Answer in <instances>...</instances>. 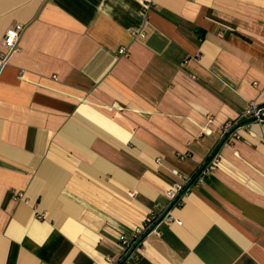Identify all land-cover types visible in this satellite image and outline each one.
<instances>
[{
    "label": "crops",
    "instance_id": "obj_1",
    "mask_svg": "<svg viewBox=\"0 0 264 264\" xmlns=\"http://www.w3.org/2000/svg\"><path fill=\"white\" fill-rule=\"evenodd\" d=\"M14 25L0 264H264V123L238 126L264 117V0H0Z\"/></svg>",
    "mask_w": 264,
    "mask_h": 264
},
{
    "label": "built area",
    "instance_id": "obj_2",
    "mask_svg": "<svg viewBox=\"0 0 264 264\" xmlns=\"http://www.w3.org/2000/svg\"><path fill=\"white\" fill-rule=\"evenodd\" d=\"M24 27L22 25H14L10 27L8 30H6L5 35L2 39V47L4 49V53L0 56V64L1 67L4 66L7 63V60L11 54H13L17 50V42L20 39L22 33H23ZM122 52V51H121ZM120 52V53H121ZM263 115V109H259L254 105H251L249 109H247L242 117L243 119H253L255 122L264 123V117ZM232 128V125L227 124L222 127V138L226 139L228 134L230 133V130ZM213 159L211 158L210 162L207 164L208 169L212 170L213 168ZM185 190L183 189L182 185L174 184L170 191L168 192V196L171 200L176 199L178 195L181 193L183 194ZM20 196V195H17ZM21 197V196H20ZM152 221V219L147 220L144 227L148 226V224ZM169 222V221H168ZM140 228L136 231L134 238H137L139 235H141L144 232L145 228ZM120 245L123 247L124 250H128L130 247L129 241L125 237H121L119 239ZM108 261H110L108 259Z\"/></svg>",
    "mask_w": 264,
    "mask_h": 264
},
{
    "label": "water",
    "instance_id": "obj_3",
    "mask_svg": "<svg viewBox=\"0 0 264 264\" xmlns=\"http://www.w3.org/2000/svg\"><path fill=\"white\" fill-rule=\"evenodd\" d=\"M251 122H254V120L253 119H244L241 123H239L238 126H242V125H245V124H248ZM198 175H199V173H198Z\"/></svg>",
    "mask_w": 264,
    "mask_h": 264
},
{
    "label": "trees",
    "instance_id": "obj_4",
    "mask_svg": "<svg viewBox=\"0 0 264 264\" xmlns=\"http://www.w3.org/2000/svg\"><path fill=\"white\" fill-rule=\"evenodd\" d=\"M179 196V195H178Z\"/></svg>",
    "mask_w": 264,
    "mask_h": 264
}]
</instances>
